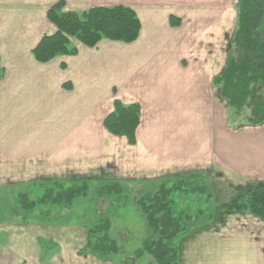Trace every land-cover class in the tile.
<instances>
[{
    "label": "crops",
    "instance_id": "1",
    "mask_svg": "<svg viewBox=\"0 0 264 264\" xmlns=\"http://www.w3.org/2000/svg\"><path fill=\"white\" fill-rule=\"evenodd\" d=\"M60 1L65 11L73 12L130 5L141 18L140 37L133 44L103 40L96 48L82 45L78 56L38 62L33 50L43 36L56 32L48 11ZM204 2L210 10L204 11ZM235 9L220 13L216 0H0L4 195L15 194L18 205L20 195L52 181L65 187L81 179L149 187L184 175L215 179L219 172L217 180L223 176L231 189L226 201V190L213 186L217 206L225 208V203L264 185V123L232 127L228 102L212 83L233 51ZM171 16H183L190 26L171 29ZM116 99L141 105L134 146L104 127ZM236 131L242 133L241 142L235 140ZM39 205L48 210L40 213L37 206L22 210L21 219L0 221V264H114L78 255L88 232L80 236L81 227L54 220L60 208L68 207ZM35 211L41 218L31 220ZM239 216L249 219L243 232L250 236H243L249 255L241 264H264V222L250 214ZM220 222L216 218L181 241L182 264L199 242L214 243L217 230L210 227L228 224Z\"/></svg>",
    "mask_w": 264,
    "mask_h": 264
},
{
    "label": "trees",
    "instance_id": "2",
    "mask_svg": "<svg viewBox=\"0 0 264 264\" xmlns=\"http://www.w3.org/2000/svg\"><path fill=\"white\" fill-rule=\"evenodd\" d=\"M48 19L56 27V32L43 36L33 50L35 59L41 63L56 57L76 56L79 51L76 43L88 48H96L103 40L131 44L138 40L142 30L136 11L125 5L73 12L65 11V2L60 1L49 9ZM179 21L172 17L171 25L177 26ZM234 51L239 53V57ZM212 83L219 87L221 97L228 102L234 119L240 120L241 124L264 123V0L239 1L233 51L225 70ZM247 110H251V115H247ZM141 112L140 104L125 105L116 99L113 111L104 120V127L111 135L123 137L134 146L141 124ZM202 178L206 177L184 175L173 179L169 186L165 182L142 186L135 202L147 222L149 237L141 251L120 264H137L145 255L150 256L155 264H182L181 241L193 231L207 228L217 216V197L213 188L209 184H196L197 181L202 182ZM88 181L85 179L72 187H65L60 181L43 183L32 194L20 195L18 205L26 211L33 210L39 204L70 207L90 196ZM130 184L133 182L116 180L105 183L98 190L97 197H119L123 194V188H128ZM158 186L159 190L156 189ZM38 193L41 194L39 199L34 200ZM225 209L228 213L250 214L264 222V185L256 186L241 198L229 201ZM109 220L102 218L91 226L84 250V253L102 261H114L115 257L125 253L109 234Z\"/></svg>",
    "mask_w": 264,
    "mask_h": 264
},
{
    "label": "rangeland",
    "instance_id": "3",
    "mask_svg": "<svg viewBox=\"0 0 264 264\" xmlns=\"http://www.w3.org/2000/svg\"><path fill=\"white\" fill-rule=\"evenodd\" d=\"M239 1L240 0H216L217 4H220V9H221L220 13L231 12L232 9L234 10L236 7L237 8L235 9L236 17H237V12H238ZM207 5L208 4H206L205 2L203 3L202 7L204 8V11L206 10L205 8H208V10L211 9ZM125 6L130 7V5H125ZM87 10H84V11H87ZM84 11H81V12H84ZM189 16L191 17V15ZM138 17L141 21V18L139 15ZM172 17L173 16H171L170 19ZM176 18L180 20L179 21L180 24L177 26H173L171 25V20H170L169 25L171 29H175V28L182 29V28H186L187 26L188 27L190 26V24L185 22L186 20L185 18H183V16L182 17L176 16ZM230 23H233V24L236 23V19L234 18V16H233V20ZM233 27L235 28V26ZM222 42H224V40H222ZM121 44H124V43H121ZM76 45L78 46V49L80 51L82 45L79 43H76ZM202 49H206V48L203 47ZM225 50L226 49H224L223 47H220V51L222 52L224 51L225 53ZM79 51L76 56L79 55ZM234 53L237 57H239L238 52L234 51ZM202 56L206 58L207 54L203 52ZM219 56H221V64H222V62L225 59L224 58L225 56L223 53L219 54ZM121 102L123 103V101ZM123 104L128 105V104H133V103H123ZM112 111L113 109L110 111V113ZM110 113H108L107 115H109ZM229 120L230 122H232V124H230L232 127H234L240 122V120L234 119L233 114L232 116H230ZM235 130H237L236 127H235ZM235 134L237 136L235 138L236 142H241L242 138L240 137V135L242 133H238L236 131ZM216 174L221 175L219 172H216ZM216 174H215V179L213 177L205 176L206 178L204 179L202 178L204 182L197 181L196 184L200 186L201 183L202 184L204 183V184H209L212 188L214 185H217V187L224 188L226 191L223 192L222 198L228 201V199L232 197L231 189L229 186H227V184L229 183H227L226 179H223V176L222 178L220 177L219 180H217ZM83 180L85 179H81L79 181H83ZM79 181H75L76 182L75 184H77ZM172 181L173 180H170V182H165V183L169 186V184ZM88 182L91 186L90 194H89L90 196L88 198L79 200L76 204L68 208H60V210L57 212V217L54 220L57 219L58 222L60 221L61 223H65V224L69 223L71 225L79 226L82 229H84V230H81L80 236H82V232H86V233L88 232V237H89L90 228L94 223H97L102 218L103 219L109 218L110 219L109 221H111V228L109 230V234L111 238L116 241L117 245L120 246L124 250L125 253L123 256L115 257L114 261L108 260V262H112L114 264H120L121 261L125 262L126 260H129V258H133L137 252L143 249V243L149 237V230L147 228V222L145 218L143 217V214L140 211V209L136 206V202H135L137 201L136 199L140 196L139 190H141L142 184H135V183L130 184L128 185V188H123V194L121 193L122 195H120L119 197L113 195L111 198L103 199V198H98L97 193H98V190L104 184H99L97 181H94L92 179H90ZM233 183L236 184L238 182L233 181ZM156 189L159 190V186ZM238 191L239 190L235 191L236 192L235 194L238 195ZM4 194L5 192H3V189H0V221L6 220V219L8 220L10 218L21 219L22 218L21 215H23V213H22V209L17 205L16 195L12 194L9 197ZM40 195L41 194L38 193V196H34L33 199L34 200L39 199ZM124 196L128 198L126 199L124 198ZM226 204L227 203H225V206ZM218 207L220 208L221 206L218 205ZM37 208L38 209L36 211L48 210L47 208H45V206H42V205H38ZM36 211L33 212L31 215H29V218L31 220L36 219V218H41L38 215V213H36ZM231 214H234V215H231ZM239 215H242V214L228 213L225 208L221 207L217 211L216 218L217 220L220 219L221 222L228 221V224H223L224 226L216 225L217 227H215V229L213 227H210L212 232H216L217 230V233H215L217 237H215L216 239L214 243L209 244V240L207 239L206 241L199 242L197 245L193 246L187 253V259L188 258L189 259L186 261L185 264H228L227 262H230V264H241L243 261V258L249 255V250L243 244V236H246V237L249 236L247 235V233L243 232V224L248 223L249 219H246V221H243V219ZM204 228L205 227H202L200 228V230H204ZM215 235H211V236H215ZM78 240L80 243H82L81 237H79ZM78 240L76 242L77 245L79 243ZM87 244H88V241L86 242L85 246H83L81 249L78 250L77 252L78 255L80 256L87 255V253H84V250ZM76 247H79V246H76ZM137 264H155V263L152 261L150 256L145 255L137 262Z\"/></svg>",
    "mask_w": 264,
    "mask_h": 264
}]
</instances>
